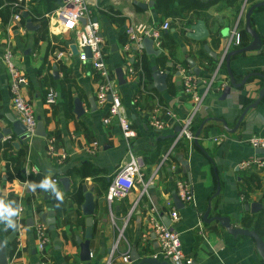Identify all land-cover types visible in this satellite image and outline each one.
I'll return each instance as SVG.
<instances>
[{"label": "crops", "instance_id": "obj_1", "mask_svg": "<svg viewBox=\"0 0 264 264\" xmlns=\"http://www.w3.org/2000/svg\"><path fill=\"white\" fill-rule=\"evenodd\" d=\"M26 1L30 5V0ZM58 1L61 0L50 2L60 7L62 4ZM87 1L100 24L105 59L114 71L123 106L137 136L128 145L116 120L110 124L103 122L106 107L99 106L95 98L100 74L90 65L79 62L78 53L72 49L77 45L74 32L60 33L52 28L46 14L53 11H45L48 2L39 4L44 18L33 19L37 26L35 30H27L22 17L15 20L12 16L7 24L0 21V132L2 128L13 126L10 116L18 119L9 89L10 75L3 60L4 53L11 48L16 65L26 77L22 93L47 133L45 137L30 135L19 146L14 144L19 139L16 134L0 138V195L22 201L24 206L19 218L20 227L15 230L13 240H9L13 230L5 231L4 225L0 224V236L8 249V264H108L110 252L117 242L110 264H138L139 260L127 263L123 260L124 255H130L132 247L137 249L140 258L156 256L165 260L153 231L155 217L163 222L164 217L170 218V227L180 234L183 251L198 264H263L253 238L234 237L218 222H204V214L217 191V174L221 190L211 200L210 217L229 216L236 226L255 230L264 238V169L241 167L243 161L264 155L258 154L248 142L252 136H264V98L257 107L249 110L236 132L226 131L221 121L225 120L233 128L244 109L259 97L264 87V78L255 74H264V6L252 15V27L261 36L262 48L234 55L230 63L237 82L247 74L255 75L244 86L232 88L225 98H222L224 89H220L222 84L230 83L225 59L222 63L221 60L231 30L237 22L240 30L245 29L247 9L262 0H197L203 6L190 9L183 20L156 12L155 0L153 6L147 8L137 3L151 0ZM172 6L176 9L179 0H174ZM114 11L123 18L121 23L110 17ZM167 20L172 25L163 32L161 46L154 44L155 49L162 50L160 55H148L145 48L143 54L135 51L136 48L123 50L126 26L135 23L159 26ZM198 20L205 22L209 36L194 41L186 33ZM251 39L249 35L247 44ZM174 43L175 57L170 54ZM241 47L232 46L230 50ZM59 51L66 55L56 57ZM141 56L149 67L155 62L162 72H168L164 91L157 90L153 81L148 83L153 88V95L143 93L138 80L131 78L129 70ZM161 56L166 57L165 62ZM188 58L195 60L201 70L198 75L200 93L208 90L212 80L203 104L193 117L195 133L203 121L212 118L205 123L198 145L194 139L182 138L176 142V137H170L183 127L194 108L190 97L183 92L180 72V66L190 69ZM181 62H186L187 66ZM118 68L124 72L125 84H119ZM50 89L58 93L55 105L46 102ZM76 97L82 100L85 110L80 117L75 113ZM91 98L96 102L94 108L90 104ZM154 115L164 122L163 130L157 131L151 126ZM220 137L223 139L215 140ZM51 138H54L55 153L65 154L61 161L50 149ZM8 142L12 148L6 146ZM130 151L143 159L144 179H151L152 183L146 190L137 184L127 197L110 204L106 198L107 188L129 159ZM50 170L64 192L65 199L59 207L52 194L39 189L33 193L26 187L28 182L41 181ZM64 176L71 181L70 191H65L60 181ZM178 180L187 181L193 194V200L179 209L173 198ZM83 186L94 188L96 195L94 234L90 243L92 259L88 263L80 260L78 242L79 238L84 240L86 230V216L81 208ZM77 191L82 199L75 197ZM247 202H259L262 207L256 213L245 211ZM50 207L55 211L56 227L51 229L47 225L49 241L41 250L35 225L42 221L39 213ZM174 209L179 211L177 220L171 218ZM29 218L34 219V226L27 225ZM119 228H124L122 235Z\"/></svg>", "mask_w": 264, "mask_h": 264}, {"label": "built area", "instance_id": "obj_2", "mask_svg": "<svg viewBox=\"0 0 264 264\" xmlns=\"http://www.w3.org/2000/svg\"><path fill=\"white\" fill-rule=\"evenodd\" d=\"M149 1V0H147ZM18 4H16L17 6ZM21 9H17L13 14V19H21ZM46 17L50 18L52 28L57 32H74L76 35V43L78 47V60L84 65H90L96 72L100 74V82L96 92V102L99 106L106 107V113L103 118L105 124H110L113 120H116L124 140L130 145L133 138L137 136L135 128L132 126L129 115L127 114L119 92L115 74L112 68L107 64L105 55L103 52V38L100 32V24L96 18H94L91 9L88 6L87 0H66L55 11L50 14H46ZM85 18V22H83ZM171 21L167 20L161 23L159 26L147 24V23H135L126 26L124 34L126 40L123 42V50L130 51L136 48L135 51L143 54L144 46L143 40L145 38H151L156 46H161L162 35L165 30L171 27ZM242 44V32L239 28V22L231 30V37L227 44L225 53L221 60V63L225 59L226 54L229 52L232 46H241ZM89 48L91 55H89L86 49ZM66 54L63 51L56 53V57L62 58ZM3 60L6 64L7 71L10 75V94L13 107L17 113L18 119H20L25 127L26 132L30 135H34L37 126V116L32 105L25 99L22 93V85L26 83V77L21 69L15 63L14 52L11 48L3 55ZM144 57L141 56L138 62V66H132L129 70L132 79L138 80V85L141 92L153 95V89L147 83V78L143 68ZM180 72L183 75V92L190 97L194 103L192 114L185 121V124L181 128L180 132L176 136V142L182 138H186L192 141L195 137V131L193 130V117L198 108L203 104L207 92L210 90L212 80L209 83L207 91L200 93L198 90L199 76L194 74L191 69L185 66H180ZM226 84H222L220 89H225ZM46 102L49 105H55L58 102V93L55 89H50L46 96ZM151 126L157 131H161L165 128V124L156 115H154L150 121ZM10 137V136H9ZM223 137L215 138V140H222ZM249 144L255 149H264V136H252L248 140ZM50 149L57 155L59 161L65 158V154L59 156L54 150V138H51ZM170 151L166 154L163 162L168 158ZM255 166L259 170L264 169V155H256L253 158L247 159L241 163V167L249 168ZM144 168L143 159L140 156L135 155L132 151L129 152V159L117 171L112 181L110 182L106 198L111 204L114 200H120L127 197L132 190L140 184L143 190H146L152 180L146 181L142 172ZM56 182L57 179H54ZM1 176H0V188H1ZM177 194L184 203L191 202L193 200V194L191 193L190 186L187 181L178 180L176 183ZM171 218L177 220L179 218V211L174 209L171 212ZM153 231L156 234L163 256L165 260L171 264H198L193 257L186 255L181 247L180 234L172 227L166 225L160 218H153ZM122 231L124 228H119ZM35 232L39 240V249L43 250L49 241L48 227L43 221H39L35 225ZM118 242L114 245L110 252V258L108 264L113 257L114 251ZM130 255H124V262L129 261ZM50 264V263H47Z\"/></svg>", "mask_w": 264, "mask_h": 264}, {"label": "water", "instance_id": "obj_3", "mask_svg": "<svg viewBox=\"0 0 264 264\" xmlns=\"http://www.w3.org/2000/svg\"><path fill=\"white\" fill-rule=\"evenodd\" d=\"M61 1L64 2L66 0H61ZM137 4L143 8H147L148 6H153L154 0H151L149 3H137ZM263 6H264V0L259 1L255 4H252L246 11L245 31L251 36L252 38L251 42L241 48L229 50V52L225 56L226 67H227V70L230 76V83L225 87L222 93V98H225L231 92L232 88H240L244 86L246 82L249 80V78L255 74L264 78V74H261V73L247 74L242 79L241 82H237L231 70V65H230L231 58L234 55L243 54L249 51H256L262 48L263 42L261 40V36L252 27V15L257 8H260ZM21 16L25 20V27L27 28V30L29 31L35 30L37 26L34 25L33 19L29 16V12L22 11ZM83 22H85V18H83ZM186 36L194 41H200L209 36V29L206 27L205 22L203 20H198L194 24H192L191 28L186 33ZM143 46L148 55L158 56L162 53L161 49H155L153 40L151 38H145L143 40ZM205 48L209 49L207 46H205ZM72 49L74 50L75 54L78 53V48L76 44L72 47ZM86 51L89 55H91L89 48H87ZM214 57L217 58V55H214ZM187 62H188V65L191 71L197 76L200 75L201 70L197 66L196 61L193 60L192 58H188ZM150 69L152 71L154 87L160 92L164 91L166 89V80L168 77V72H162L157 67L155 62L151 63ZM54 74H57V71H55ZM116 75H117L119 84L120 85L125 84V76L121 68L116 69ZM263 98H264V87L260 90L259 97L244 109V111L242 112L241 116L238 119L237 124L233 128H230L225 120H221L222 123L224 124V128L226 129V131L230 133L236 132L238 128L240 127L241 123L244 121L245 116L249 112V110L257 107L260 104V102L263 100ZM90 104L92 108L95 107L96 102L94 98L90 99ZM84 112L85 110L83 107L82 100L76 97L75 98V113L77 114V116L80 117L84 114ZM9 118L13 122V126L2 128L0 132V138H2L3 136H11L12 134H16L19 137V139L17 140V142H14V144L16 146H19L25 138H28L30 136V134L26 132V127L20 119H17L13 116H10ZM208 119H212V118H208ZM208 119L201 123V125L199 126L198 130L195 133L194 143L196 145L199 144L200 134L203 130L205 123L208 121ZM214 119L220 120L218 118H214ZM180 130H181V127L178 128L175 134L170 137L175 138L177 134L180 132ZM34 134L38 136H43V137L47 136V133L43 126V122L41 120L37 122L36 130ZM257 153L264 154V149H258ZM216 177L218 181L217 191L215 192L211 200L214 197L218 196L221 190V182L217 174H216ZM60 181L63 184L65 191L71 190V181L69 177L64 176L60 179ZM83 191H84V201L81 204V208H82L83 214L86 216V230H85L84 240H81V238H79L78 242L81 248L80 260L82 262L88 263L92 259L90 243H91V239L93 238V234H94L93 215H94V211L96 208V195L94 193V188L88 189L87 186H83ZM173 198H174L175 206L177 209L182 208L184 206V202L180 199L176 191L173 193ZM211 200L204 214V222L205 223H212L214 221L218 222L222 227H224L227 230L229 234L233 235L234 237H238L239 235H244V236L253 238L256 244L257 252L259 256L261 257V259L263 260V264H264V238L255 230L236 226L232 222L231 217L229 216L216 215V216L210 217V213L212 209ZM261 207L262 205L259 202H251V203L247 202L246 204H244L245 211H250L252 213H256ZM39 217L41 218L42 221H44L47 225H49L51 229H55L56 227L55 211L53 210V208L50 207L45 212H40ZM163 219L166 225L168 226L171 225L170 218L164 217ZM34 224H35L34 219L29 218L27 221V225L34 226ZM15 235H16V232L13 231L11 236L9 237V240H13V237ZM0 246H3V247H0V264H8V249H7L6 242L1 238V236H0ZM137 260H139L138 264H171L167 260H161L156 256H145L143 258H140V255L138 254L137 249L135 247H132L131 252H130L129 261H137Z\"/></svg>", "mask_w": 264, "mask_h": 264}, {"label": "trees", "instance_id": "obj_4", "mask_svg": "<svg viewBox=\"0 0 264 264\" xmlns=\"http://www.w3.org/2000/svg\"><path fill=\"white\" fill-rule=\"evenodd\" d=\"M50 1L52 0H30V5H29L26 0H0V21L4 24H7L11 20V17L13 16L14 12L17 11V9H21V12L28 11L29 16L31 15L30 17L34 20L42 19L44 18L43 17L44 14L40 9L39 4L43 2H48L45 3L46 13L52 12L58 7V5H54ZM16 4L18 5L16 6ZM61 4L63 3L61 2ZM173 4H174V0H155L156 12L163 13L166 16L171 15L176 19L183 20L186 19L187 13L190 11V9H196L203 6L201 2L197 0H179V6H177L176 9L174 8V6H172ZM110 17L116 23H121L123 21V18L119 17L118 11H114ZM188 23H191V20ZM241 32H242L241 46H244L247 44V37L249 36V34L245 31V29H242ZM175 46L176 45L174 43L173 47H171L170 50V54L173 57H175V50H176ZM161 58L163 59L164 62L166 61V57L161 56ZM181 63L187 66L186 62H181ZM142 64L147 78V83H152L153 82L152 71L150 67L147 65V61L144 60ZM135 66L137 67L138 63ZM6 146L9 148L13 147L10 142H8ZM13 161H15V159H13ZM15 170H17V172L19 171L18 168H15ZM74 195L75 197L80 196L82 199L80 191H77Z\"/></svg>", "mask_w": 264, "mask_h": 264}, {"label": "clouds", "instance_id": "obj_5", "mask_svg": "<svg viewBox=\"0 0 264 264\" xmlns=\"http://www.w3.org/2000/svg\"><path fill=\"white\" fill-rule=\"evenodd\" d=\"M54 173L50 170L44 178L39 182H28L26 187L31 192H36L37 189L42 192L50 193L59 202L57 207L64 202V192L58 187L57 182L53 179ZM24 211L22 201L7 199L5 196L0 195V224L4 225V230L9 229L15 231L19 225V218ZM3 247V246H0Z\"/></svg>", "mask_w": 264, "mask_h": 264}, {"label": "rangeland", "instance_id": "obj_6", "mask_svg": "<svg viewBox=\"0 0 264 264\" xmlns=\"http://www.w3.org/2000/svg\"><path fill=\"white\" fill-rule=\"evenodd\" d=\"M59 3H61V1H58Z\"/></svg>", "mask_w": 264, "mask_h": 264}]
</instances>
